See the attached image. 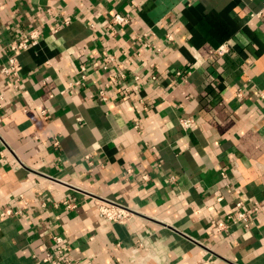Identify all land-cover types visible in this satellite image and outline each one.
Instances as JSON below:
<instances>
[{
  "label": "crops",
  "instance_id": "obj_1",
  "mask_svg": "<svg viewBox=\"0 0 264 264\" xmlns=\"http://www.w3.org/2000/svg\"><path fill=\"white\" fill-rule=\"evenodd\" d=\"M37 262L264 264V0H0V264Z\"/></svg>",
  "mask_w": 264,
  "mask_h": 264
},
{
  "label": "built area",
  "instance_id": "obj_2",
  "mask_svg": "<svg viewBox=\"0 0 264 264\" xmlns=\"http://www.w3.org/2000/svg\"><path fill=\"white\" fill-rule=\"evenodd\" d=\"M112 24L114 26H127L130 24V18L122 16L121 14H115L112 17ZM40 32L37 30L31 31L29 34H26L22 37H20L17 41H14L8 45V52L10 53L9 56V66L4 67L3 71L6 74H13L15 76L18 75V62H17V56L20 55L22 52H25L29 50L31 47L35 46L38 42V39L40 37ZM171 37L169 36V39ZM229 48L228 46L221 47L217 54L219 56H223L224 54L228 53ZM179 76H181V73H178ZM45 119H48V116L45 111L41 112ZM195 124V121L191 118L183 119L181 120V126L183 130L188 131L191 129ZM59 143L56 142V146H58ZM144 179H147V177H144ZM236 208V215L235 217H229L228 219L234 220V221H243L245 222V227L248 229L250 227V214L247 212L243 207V202H238L235 206ZM258 210V209H256ZM100 216L113 223H124L127 220L130 219V217L133 215V212L125 207L119 206L117 204H114L112 202H108L105 205L100 206L99 209ZM13 214L12 210H6L2 216H10ZM229 226L225 221H220L217 224V232L218 233H224L228 232ZM54 245L58 249V254L65 255L68 252V246L65 242V240L62 237H55L54 238ZM49 255L45 259V262H48ZM35 264H41L40 262H37Z\"/></svg>",
  "mask_w": 264,
  "mask_h": 264
}]
</instances>
